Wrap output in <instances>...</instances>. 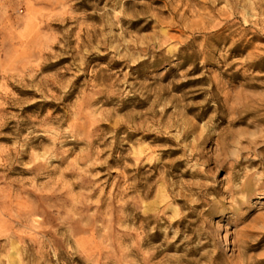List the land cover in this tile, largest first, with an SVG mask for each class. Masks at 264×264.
<instances>
[{
	"label": "rangeland",
	"instance_id": "1",
	"mask_svg": "<svg viewBox=\"0 0 264 264\" xmlns=\"http://www.w3.org/2000/svg\"><path fill=\"white\" fill-rule=\"evenodd\" d=\"M0 264H264V0H0Z\"/></svg>",
	"mask_w": 264,
	"mask_h": 264
}]
</instances>
